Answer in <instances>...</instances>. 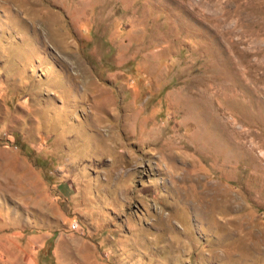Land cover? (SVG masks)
<instances>
[{"label": "rangeland", "instance_id": "obj_1", "mask_svg": "<svg viewBox=\"0 0 264 264\" xmlns=\"http://www.w3.org/2000/svg\"><path fill=\"white\" fill-rule=\"evenodd\" d=\"M0 264H264V0H0Z\"/></svg>", "mask_w": 264, "mask_h": 264}, {"label": "built area", "instance_id": "obj_2", "mask_svg": "<svg viewBox=\"0 0 264 264\" xmlns=\"http://www.w3.org/2000/svg\"><path fill=\"white\" fill-rule=\"evenodd\" d=\"M71 228H72L73 230H76V229L78 228V223H76V224H72Z\"/></svg>", "mask_w": 264, "mask_h": 264}]
</instances>
